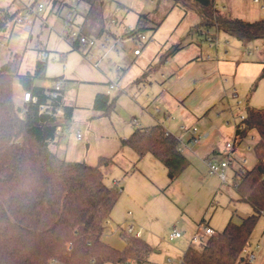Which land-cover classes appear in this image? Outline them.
<instances>
[{"label":"rangeland","instance_id":"obj_1","mask_svg":"<svg viewBox=\"0 0 264 264\" xmlns=\"http://www.w3.org/2000/svg\"><path fill=\"white\" fill-rule=\"evenodd\" d=\"M32 1L44 5L43 12L34 20L32 38L23 42L12 39L10 44L4 45L0 53V67L14 58L16 63L19 62V73L32 71L41 54L37 45L48 51L47 78L38 79L36 83L50 87L57 78H64L66 100L74 106L71 122L66 125L69 130L61 133L60 131L64 130L61 125L55 136V141L58 140L59 143V155L68 160L86 161L93 165L99 163L101 156H113V161L102 167L109 185H114V180L124 183L125 176L133 171L137 159L136 151L127 145L122 146L121 139L128 137L135 127L147 126L145 116L163 115L157 110L159 103L149 105L146 99L150 98V94L147 93L145 85L137 80L142 72L133 65L136 56L131 44L132 37L124 34L128 27H136L141 14L148 15L151 19L149 26L142 30L147 37L155 34L164 40L183 42L187 47L202 49L211 56L216 55V46L219 56L224 55L225 42L226 48L229 49L228 58L239 64H260L257 60L264 59V38L253 40L244 46L237 37L218 30L216 25L202 22L197 9L211 4V0H196L193 7L177 4L175 0H103L92 10L88 3L76 2L77 12L72 26L76 29L82 27L98 43L103 42L106 36L109 37V44L99 53L98 59H90L87 48L73 49L71 42L62 35L65 16L69 10L67 6L61 7L58 2L53 8L52 0H1L0 3L11 4L16 8ZM216 2L219 7L225 6L223 10L233 16L250 21L264 19V7L253 0ZM30 14L32 18L35 16L33 12ZM112 19L116 20L114 24L111 23ZM104 28L109 29L111 34L103 33ZM165 30L170 32L169 38L164 36ZM208 36H211L212 42ZM118 39L124 41V45L112 48L111 45ZM248 50H251V54ZM147 57L145 53L137 57L144 64V68L148 63ZM96 62L98 66L95 65ZM164 68L163 64L150 73L149 78L153 83ZM236 76L238 84L232 93L235 116L245 114L247 105L264 107V77L259 78V74L254 75L249 71H240ZM118 79L120 87L116 86L109 92L111 99L116 98L114 107L106 114L95 109V95L98 92L108 93L109 83L117 82ZM14 89L15 99L18 105H21L23 89L17 76L14 78ZM185 125L199 128L197 122ZM182 130L186 133L185 129ZM77 131L81 132V139H78ZM172 132L183 140V136L176 130ZM233 137L234 135L223 136L220 143L223 151L226 150V142L232 141ZM258 139L259 134L255 129L239 139V154L248 160L246 168H251L257 161L254 146ZM184 152L191 158L188 150ZM224 157L214 156L218 161ZM192 162L172 182L168 180L166 167L160 162L164 170L163 178L162 172L159 171L158 175L154 176L158 184L149 183L154 192L149 188L150 190L144 189L141 193V200L147 204L143 209L134 207L135 202H139L135 197L130 199L122 194L118 198L113 212H116L123 223L116 222V226L125 228L134 223L136 229H141V237L151 244L147 262L130 261V264L180 262L183 251L194 235L200 232L199 224L208 223L219 232L224 229L233 214L234 221L240 222L244 216L254 212L249 202L239 199L232 184L233 166L229 168L228 180L224 182L217 173L210 171L208 165L196 163L194 160ZM173 227H177L183 235L171 240L168 234ZM117 238L121 242L124 241L119 233ZM250 243L251 249H254L257 255L255 264H264V214H261L255 225ZM192 245L202 248L203 242H193Z\"/></svg>","mask_w":264,"mask_h":264},{"label":"trees","instance_id":"obj_2","mask_svg":"<svg viewBox=\"0 0 264 264\" xmlns=\"http://www.w3.org/2000/svg\"><path fill=\"white\" fill-rule=\"evenodd\" d=\"M56 3V0H53ZM92 10L103 0H79ZM196 0H175L177 4L194 6ZM202 22L237 37L244 44L264 38V19L247 21L215 8L197 9ZM18 14L0 5V37ZM149 16L141 14L136 27L125 35L134 37L148 27ZM74 49L83 46L72 44ZM179 44L160 54L159 60L175 53ZM14 59V58H13ZM11 59L0 67V264H126L145 263L151 245L141 236L120 234L123 249L103 239L105 224L119 198L116 185L106 182L103 166L113 157L101 156L96 165L68 160L50 147L58 128L73 116L74 106L64 95L53 98L50 88L35 83L46 79L47 62L38 59L33 71L19 73V62ZM155 66V65H154ZM150 65L144 75L148 74ZM21 88L30 90L38 102H30L21 114L15 99L14 78ZM264 76V72L261 77ZM52 99L63 106L62 117L40 111V104ZM107 92H98L93 107L108 113L115 105ZM244 128L237 129L244 138L252 129L259 134L254 146L257 161L235 177L239 199L249 202L254 212L240 222L231 217L223 230L216 232L199 248L190 244L183 254V264H252L244 251L250 243L255 225L264 214V107L248 106ZM121 145L131 147L142 157L151 154L168 169L173 181L189 164L180 150V139L162 124L136 127Z\"/></svg>","mask_w":264,"mask_h":264},{"label":"crops","instance_id":"obj_3","mask_svg":"<svg viewBox=\"0 0 264 264\" xmlns=\"http://www.w3.org/2000/svg\"><path fill=\"white\" fill-rule=\"evenodd\" d=\"M216 1L217 0H211V4L209 5L207 4L203 6V8H206L207 10H213L217 8L219 9V11L227 13L226 11L223 10L225 6H223V8L219 7ZM52 2L54 8V6H56L58 2L54 3L53 0ZM75 3L67 4V5L64 4L68 8H72L74 16L77 12ZM255 3H259L262 8L264 7V0H260V2H255ZM0 5L9 8L11 11H18V14L20 12H24V6H16L15 8L11 4L2 5L0 3ZM64 5L61 4V7ZM43 10L41 12H43ZM40 14H35V16L33 17L34 20L37 16H40ZM150 21L151 19L147 21L148 24L150 23ZM115 22L116 20L114 19L111 20V23L114 24ZM80 29L84 31L82 27H80ZM32 30L33 28L31 30H26L19 25H9L6 32L0 37L1 51L3 46L10 44L12 39L20 42H23L27 38L30 40L32 38ZM157 31L158 29H156V32ZM84 32H86L87 34L89 33L87 31ZM102 32L103 33L108 32L111 34L110 30L107 28H104ZM225 33L229 36H232L227 32ZM113 34L116 33H112V35ZM164 36L166 38H169L171 34L168 30H165ZM239 41L244 46H246L249 43L248 42L244 44L240 39ZM228 42L229 41L227 40V43ZM1 44H3V46ZM131 44L134 49L135 46L133 40ZM175 44H179L180 49H178L175 53H172L171 55L165 57L164 59L159 60L160 54ZM119 45L123 46L124 41L121 40V44ZM211 45L212 44H210V46ZM71 47L73 48L72 43H71ZM224 47H225L224 55L219 56L217 52L218 48L216 46V55L211 56L209 53L207 54L202 49L200 50L198 48L193 49L187 47L183 42H177V41L171 42L168 41V39L164 40L154 34L153 40L148 43L146 48L140 54L136 55L134 53V55L136 56L133 62L134 68L142 72L138 76L137 80L143 83V85H145L147 89V93L149 92L150 94V96L148 95L150 98H146V99L148 100L149 105L150 103H159L160 106L156 104L157 106H159L157 110L162 112L163 114L159 116L158 115L145 116V120L148 123L147 126L162 124L168 131L172 132L173 130H176V132L180 136H183L182 137L183 140L181 141V138L177 136L176 133L172 132L180 139L181 145L183 144L182 152L189 158L190 160L189 166L193 163L192 160H194L196 163L201 162L202 164L207 165L206 163L207 159L214 160L215 159L214 156L217 155L225 156L226 150L223 151L220 148V143L222 141L223 136L234 135L233 137L234 139L236 135V128L233 120L235 116V113L233 111L234 100L232 98V93L236 90L235 85L238 84L236 74L240 71L241 72L249 71L252 72L254 75L259 74V78H261V74L264 72V59L257 60V62L260 64H248V63L239 64V62H236L228 58L229 49L226 48L225 42H224ZM248 52L249 54H251V50H248ZM143 53H145L148 56L147 57L148 63L145 68L143 67L144 64L137 59V57L142 55ZM163 64L165 65V68L160 71L159 76H157L158 77L157 80H155V82L153 83V81H151L149 78L150 73L159 69ZM150 65H153L154 68L148 74L144 75ZM64 99L67 104H71L66 100L65 94H64ZM161 106H163V108ZM248 106L249 105H247V107ZM172 114L175 117L172 116ZM70 122L71 120H67L65 124L67 125ZM195 122H197V124L199 125L198 131L204 136L198 143H196L195 145H191L189 144V140L193 136L192 127H186L187 125L185 124H195ZM147 126H143V127H147ZM182 129H185L186 133H183ZM58 145H59L58 140L57 141L54 140L53 142H51L50 147L53 151L59 154ZM185 150L189 151L192 160L189 157V155H187L184 152ZM107 157H113V156H107ZM160 162L161 161L159 159H157L151 154H146L142 157H140L137 154V159L135 162L134 169L132 172H130L125 176L126 179H124V183H119V180L113 181V184L119 188L120 195L124 194L130 199L135 197L136 200L139 201L137 204L135 202L134 207L143 209L147 205V204L145 205L141 200L142 197L141 193L143 192L144 189L150 190L149 189L151 188L149 186L150 182L158 184L157 183L158 181L157 179H155L156 177L154 176H157L159 171L162 172L161 176L163 178L162 174L164 173V170L163 168H161L159 164ZM164 167L166 166L164 165ZM166 170H167L168 180L172 182V180L168 175V169L166 168ZM151 191L154 192L152 188ZM231 217L234 218V214ZM116 222L123 223V220L119 216H117L116 212L112 211L111 217L105 224L103 239L112 246L119 249H123L125 247V241L121 242L119 238H117V234L118 233L120 234L122 228L117 227ZM250 246L251 243H249L248 245L249 251L254 252L256 254L255 250L251 249ZM187 247L185 248V250L187 249ZM256 261H257V255H256ZM128 263L130 264V262Z\"/></svg>","mask_w":264,"mask_h":264},{"label":"built area","instance_id":"obj_4","mask_svg":"<svg viewBox=\"0 0 264 264\" xmlns=\"http://www.w3.org/2000/svg\"><path fill=\"white\" fill-rule=\"evenodd\" d=\"M57 2L61 4H73L79 0H56ZM255 2H260V0H254ZM44 9V5L42 3H35V1L29 2L24 6V12H20L17 14V16L10 21L9 25H19L23 27L26 30H31L34 25V18H32L30 12H33L35 14H40V12ZM26 11V12H25ZM74 20V13L72 8H69L67 11V14L65 16V29L62 31V35L65 36L72 44H77L80 46H83L84 48H87V53L89 54L90 59H98L99 53L108 46L109 44V37L106 36L103 42L98 43L94 37L87 34L86 32L82 31L81 29L74 28L73 25ZM208 39L210 42H212L211 36H208ZM133 43H134V53L140 54L148 45L150 41L153 40V35L150 37H147V35L144 32H139L136 36L132 37ZM121 44V40H117L113 45H111L112 48H115ZM3 46V44H1ZM1 46V47H2ZM38 48L41 50L40 59L42 61H47L49 57V53L47 50L42 49L39 45ZM1 51V48H0ZM95 65L98 66V62L95 63ZM64 86H65V79L64 78H57L53 84V86L50 87V90L48 91V94L54 98H59L60 95H64ZM116 86L120 87V79H118L117 82H110L109 83V89L108 93L115 88ZM22 103H21V114H25L27 112V106L30 102L37 103L38 97L33 95L30 90H24L22 94ZM52 99L48 102L41 103L40 104V111L44 112L49 115H53L56 117H62L64 113L63 106H54L52 103ZM240 104V102H239ZM246 117L245 114H240L237 116H234V123L236 131L237 129L242 130L244 128V119ZM64 127V130H61V133H64L65 130H69L68 127H66V124L62 125ZM193 136L189 140V144L195 145L198 143L202 138L203 135L198 131V128L196 126L192 127ZM78 139H81V132L77 131L76 133ZM237 134L235 135V138L232 141H228L226 143V154L223 160H213V159H207L206 163L210 169L211 172L217 173L220 178L226 182L228 180V170L232 166L234 167V175H233V186L235 188L236 182L235 177L240 178V173L243 172L246 169V163L247 158L243 157L239 154L238 151V143L240 142ZM180 150L183 149L182 145H180ZM250 148V146H249ZM242 157V158H241ZM124 230L129 233L133 234L137 237L141 236V229H136L134 223L128 224ZM216 233V230L212 228L208 224H201L200 226V232L196 233L191 241L193 242H205L208 237L212 236ZM183 234L182 232L177 228L173 227L171 231L169 232L168 236L171 240L177 239L181 237ZM244 251L248 253L249 261L252 264L256 263V254L254 252H250L248 249V246L244 248ZM170 261H172L170 259ZM129 264V263H126ZM174 264H183V258L180 262L174 263Z\"/></svg>","mask_w":264,"mask_h":264}]
</instances>
